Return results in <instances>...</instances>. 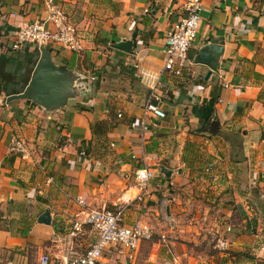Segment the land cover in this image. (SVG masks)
I'll use <instances>...</instances> for the list:
<instances>
[{
	"label": "crops",
	"instance_id": "0c3cea01",
	"mask_svg": "<svg viewBox=\"0 0 264 264\" xmlns=\"http://www.w3.org/2000/svg\"><path fill=\"white\" fill-rule=\"evenodd\" d=\"M54 2L81 50L42 46L74 78L63 106L44 110L29 99L6 101V92L22 91L39 54V46L11 50L8 32L43 21L45 10L40 0H0V68L8 78L0 91V264H56L67 249L88 247L94 236L86 227L70 236L76 198L106 210L128 199L123 223L151 229L131 260L104 250L106 264H264V0H203L177 77L161 72L164 38L187 0ZM127 41L128 51L113 47ZM210 42L221 47L215 69L196 62ZM148 75L165 117L148 121L140 143L134 121ZM98 123L108 129L93 132ZM13 138L23 157L9 150ZM143 165L154 176L136 201L133 174ZM44 212L47 225L38 222ZM222 238L228 246L218 252Z\"/></svg>",
	"mask_w": 264,
	"mask_h": 264
},
{
	"label": "built area",
	"instance_id": "2783aa9c",
	"mask_svg": "<svg viewBox=\"0 0 264 264\" xmlns=\"http://www.w3.org/2000/svg\"><path fill=\"white\" fill-rule=\"evenodd\" d=\"M40 1L46 13L45 19L21 25L15 31L8 32L11 37L10 49L20 51L52 44L69 51H80V38L75 28L68 23L61 7L54 0ZM202 1L187 0L183 5L181 17L169 26L164 38V59L161 72L177 77L185 68L187 52L198 29ZM219 1L225 4L227 0ZM45 24H50L51 28ZM147 77L149 79L147 94L140 115L134 121V125L139 130L140 143L143 141V134L148 130V121L162 120L165 117L164 112L158 106L157 81L149 75ZM116 117L120 115L117 114ZM9 150L20 154L21 157L25 153L23 145L15 138L11 139ZM78 156L84 158L83 150L78 152ZM141 161L143 162L142 158ZM153 176V172L145 165L134 170V186L138 193L133 200L140 201L146 195L148 184ZM45 182L49 184L51 179L47 178ZM75 203L80 210L75 215L70 236L82 232L83 227H86L94 236V240L80 253H73L71 249H67L56 264H106L102 259V253L109 247L118 248L119 251L125 253L127 260H131L137 245L151 240L152 232L147 223L141 221L123 223L127 206L130 203L128 199H123L113 210L89 208L80 198H76ZM227 246V241L222 238L215 242L214 249L224 252ZM45 263L46 258H41L39 264Z\"/></svg>",
	"mask_w": 264,
	"mask_h": 264
},
{
	"label": "water",
	"instance_id": "95a60500",
	"mask_svg": "<svg viewBox=\"0 0 264 264\" xmlns=\"http://www.w3.org/2000/svg\"><path fill=\"white\" fill-rule=\"evenodd\" d=\"M131 42H122L114 44L113 47L128 51ZM221 47L210 42L202 46L197 52L196 62L215 69L216 60L220 55ZM210 71L204 77L207 79ZM74 78L66 71L56 67L49 58L48 52L39 46L38 59L36 60L27 83L22 91L17 94L9 95L6 101L15 99H29L33 104L40 106L44 110H51L62 107L66 99L70 96L73 87ZM216 130V124L213 121L207 128L210 134ZM264 139V134H262ZM160 173L168 175L167 171L159 170ZM38 222L49 224V214L44 212L38 217Z\"/></svg>",
	"mask_w": 264,
	"mask_h": 264
},
{
	"label": "trees",
	"instance_id": "16d2710c",
	"mask_svg": "<svg viewBox=\"0 0 264 264\" xmlns=\"http://www.w3.org/2000/svg\"><path fill=\"white\" fill-rule=\"evenodd\" d=\"M7 76L1 71V68H0V91H6L8 85H7ZM18 93V92H17ZM17 93H13L11 91H7L6 92V95H10V94H17ZM92 129H93V132H97V133H102V131H104L103 129H108V127H105L104 124H95L92 126Z\"/></svg>",
	"mask_w": 264,
	"mask_h": 264
},
{
	"label": "rangeland",
	"instance_id": "374dc122",
	"mask_svg": "<svg viewBox=\"0 0 264 264\" xmlns=\"http://www.w3.org/2000/svg\"><path fill=\"white\" fill-rule=\"evenodd\" d=\"M87 236H88L87 234L84 235V237H85V243H88V241H89V238Z\"/></svg>",
	"mask_w": 264,
	"mask_h": 264
}]
</instances>
